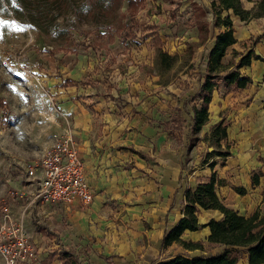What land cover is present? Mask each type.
Listing matches in <instances>:
<instances>
[{"label": "rangeland", "instance_id": "rangeland-1", "mask_svg": "<svg viewBox=\"0 0 264 264\" xmlns=\"http://www.w3.org/2000/svg\"><path fill=\"white\" fill-rule=\"evenodd\" d=\"M128 1L112 0L94 7L89 0L61 2L62 6H53L52 0H0V204L12 196L15 200V162L36 159L40 151L70 127L69 122L58 121L59 99L55 92L59 85L53 83V79L60 77L64 83L62 75H66V79L80 83L93 99L99 97L108 101L112 100V95H117L115 100L120 102L124 97H146L153 90L166 99L173 94L171 88L177 87V80L186 78L176 66L173 71L165 70L161 74L164 79L174 75L171 85L156 84L161 77L147 79V68L153 65V42L151 37L146 40L140 37L154 28L164 50L171 55L183 51L184 43L195 36L190 0H143L134 23H131L133 15L127 11ZM199 1L208 8L210 19L209 0ZM130 27L138 33L134 40L125 37ZM232 28L239 44L252 46L259 58L250 67L242 69L251 77V86L244 94L229 95L232 130L239 136L248 133L249 141L247 138L245 143L242 140L241 144L235 143L231 148V157L227 160L231 170L227 167L218 171L217 176L225 186L217 188V193L227 208L248 215L254 210H264V39L260 38L264 33V18L239 21L232 17ZM118 29L124 36L108 44L106 34H114ZM243 49L241 45L234 47L237 52ZM155 67L154 71L158 73L157 64ZM74 96L73 101L82 97ZM133 164L126 162L123 170L130 171ZM253 174H261L260 185L256 188L250 183ZM118 185L114 180L107 184L110 197L103 205L107 217L121 208L123 191L129 192V186ZM233 187L243 188L246 194L241 197ZM200 216L208 219L212 214L200 213ZM213 217L219 219L214 213ZM38 225L44 227L41 223ZM72 225L62 216L52 229V237H55L52 247L55 251L60 250V257L64 250L80 249V242L74 246L67 241L69 236H78ZM80 236L82 240L83 233ZM201 244L202 249L197 253L203 251L213 255L224 249L206 242ZM87 251L90 249L83 247L78 254L86 255ZM236 254L239 264H246L245 254Z\"/></svg>", "mask_w": 264, "mask_h": 264}, {"label": "crops", "instance_id": "crops-1", "mask_svg": "<svg viewBox=\"0 0 264 264\" xmlns=\"http://www.w3.org/2000/svg\"><path fill=\"white\" fill-rule=\"evenodd\" d=\"M191 2L198 3L208 12V8L199 0H190V4ZM211 2L212 0H209V5ZM232 17L235 16L231 15V19ZM211 19L212 16L210 19L207 16L209 22ZM192 27L195 30L192 41L184 43L183 51L173 54L180 57L186 51V44H195L198 41L197 29L194 25ZM135 31L136 29L133 30L134 33ZM149 35L140 38L141 40L152 38ZM119 37L121 36L115 33H108L107 43L110 44ZM210 42L211 38L203 45L195 46L186 63L180 65V58L176 62L177 65L169 70L173 71L177 66L176 69L186 78L181 77L183 79L177 80L181 83L177 82L178 88L172 84L173 94L166 99L157 94L156 90L148 92L146 97H124L120 102L115 100L117 95H112V100L108 101L100 100L99 97L93 99L80 83L66 79V75H62L64 83L60 81V77L53 79V83L59 85L55 92L59 99L58 121L70 123L67 129L72 133L83 158L86 176L90 187L93 188V198L87 207L77 203L71 211L60 209L53 204L42 205L38 202L27 204L28 196L25 198L19 196L23 192L27 195L32 189L21 172L25 160L14 159L15 200H10L11 206L17 213L25 211V231L38 249L36 264H72L71 260H76L77 264H157L161 260L175 256L207 255L203 251L197 253L199 250L186 248L183 250L175 242L166 246L164 239L184 217L182 212L186 204L187 191L192 190L199 182L208 180L212 173L217 174L221 168L228 167V171L231 170L227 161L231 155L226 160L218 156L205 159L206 152L214 149V146H210L209 140L212 127L221 120L229 124L227 140L220 142L222 147L229 142V151L235 143L241 144L242 140V143H245L249 136L248 133L239 136L233 132L234 125L230 116L232 100L229 97L232 93L244 94L248 87L241 91L232 88L226 90L223 84L212 91L211 101L207 107L209 113L207 124L197 133L192 132L195 127L194 107H199L202 102L200 86L203 82L201 74L204 73V65L200 60L210 48ZM152 48L153 65L147 68V79L161 77L156 84L166 87L175 77L172 79L173 75L164 79L161 75L164 70L155 73L156 50L153 43ZM160 48L167 52L161 44ZM262 71L264 73V70ZM149 83L151 84V81ZM72 94L84 98L73 101ZM126 162H134L128 172L123 170ZM210 164H213V167H210ZM111 175L118 186H129V192L123 191L120 195L121 208H118L113 216L107 217L103 205L110 197L106 188L112 181ZM200 213H209L212 216L207 219L201 217ZM213 213L216 218L220 217L216 210H200L198 223L206 224L210 219H214ZM62 216L73 224L72 230L78 234L69 236L67 241L69 244L74 243V246L80 242L78 246L80 249L64 250L60 257L58 255L60 250L55 251L52 247L55 241L52 229L56 228L54 225ZM40 223L44 227H39ZM94 223L98 225L94 226ZM78 225L85 228H78ZM80 233H83L82 240ZM208 235L209 229L202 227L194 232L185 231L182 240L193 243L202 240L203 243H208L206 240ZM83 247L89 248L90 251H87L86 255H79ZM53 260H56V263H53Z\"/></svg>", "mask_w": 264, "mask_h": 264}, {"label": "trees", "instance_id": "trees-1", "mask_svg": "<svg viewBox=\"0 0 264 264\" xmlns=\"http://www.w3.org/2000/svg\"><path fill=\"white\" fill-rule=\"evenodd\" d=\"M69 1L52 0V3L53 6L58 4L62 6L61 2L68 3ZM89 1H92L94 7L112 2V0ZM127 3V11L134 15L144 2L143 0H129ZM247 4L250 5L249 8L246 7ZM190 6L193 25L198 32V41L195 44H186V51L180 57L176 54L169 55L161 50V42L156 29L151 28L149 36L153 38V45L156 50L154 63L159 67V73L161 72L160 69L164 71L172 69L180 58V65L186 63L193 54L195 46L203 45L211 38L210 48L200 60L201 64L204 65V73L201 74L203 82L200 86L202 102L199 107H194L195 127L192 131L194 134L207 124L209 116L207 107L211 101L213 90L223 84L226 90L232 88L235 91H241L252 84L251 77L243 73L242 69L250 67L259 57L254 54L252 46L247 47L243 43L239 44L232 28L231 15L237 17L239 21L264 18V0H212L210 4L212 19L210 22L207 20V10L203 6L196 2H191ZM134 21L135 18L132 16L131 22ZM133 30V27H130L126 31L125 37L134 40L136 33ZM115 34L124 36L120 29L115 30ZM260 38L264 39V33ZM235 45H241L244 48L243 51L230 50ZM228 55L229 58H227ZM262 76L264 82V73ZM228 126L229 124L221 120L212 127L209 140L210 146H214V149L206 152L205 159L218 156L226 160L231 155L230 143H225L223 147L220 144L221 141L227 140ZM204 138L207 140L206 136ZM213 164L209 166L213 167ZM260 176L261 174L251 175L252 188L260 185ZM222 186H225L223 180L219 179L216 173H212L208 180L199 182L196 187L187 191L185 194L186 204L182 212L184 217L164 239V244L168 246L175 242L184 249L200 251L202 249L201 242L184 241L182 236L185 231L194 232L202 227H207L209 229L207 242L210 245L222 246L224 249L216 253L215 256L203 254L196 257L175 256L161 260L157 264H239L240 259L236 254L237 252L245 254L246 264H264V210H254L250 215H242L232 208H227L217 193V188ZM233 190L240 196L246 194L243 188L233 187ZM200 210H216L222 217L210 219L206 224H199ZM71 263L77 264L76 260H71Z\"/></svg>", "mask_w": 264, "mask_h": 264}, {"label": "built area", "instance_id": "built-area-1", "mask_svg": "<svg viewBox=\"0 0 264 264\" xmlns=\"http://www.w3.org/2000/svg\"><path fill=\"white\" fill-rule=\"evenodd\" d=\"M21 172L32 188L27 195L24 192L19 194L22 198L28 196L27 204H53L71 211L77 203L82 207L92 203L93 188L87 179L78 145L69 130L54 139L36 159L25 161ZM12 199L13 196L0 204L1 264H36L38 249L25 231V211L15 212Z\"/></svg>", "mask_w": 264, "mask_h": 264}, {"label": "snow or ice", "instance_id": "snow-or-ice-1", "mask_svg": "<svg viewBox=\"0 0 264 264\" xmlns=\"http://www.w3.org/2000/svg\"><path fill=\"white\" fill-rule=\"evenodd\" d=\"M0 23H2V22H0Z\"/></svg>", "mask_w": 264, "mask_h": 264}, {"label": "bare ground", "instance_id": "bare-ground-1", "mask_svg": "<svg viewBox=\"0 0 264 264\" xmlns=\"http://www.w3.org/2000/svg\"><path fill=\"white\" fill-rule=\"evenodd\" d=\"M203 220V219H202Z\"/></svg>", "mask_w": 264, "mask_h": 264}]
</instances>
